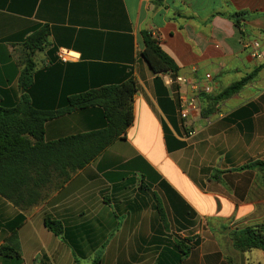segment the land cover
I'll return each instance as SVG.
<instances>
[{"label":"crops","instance_id":"obj_1","mask_svg":"<svg viewBox=\"0 0 264 264\" xmlns=\"http://www.w3.org/2000/svg\"><path fill=\"white\" fill-rule=\"evenodd\" d=\"M236 12L252 15L242 31ZM44 26L50 45L35 55L34 105L59 110L71 96L134 79V121L37 205L21 210L0 196V247L16 232L21 253L0 264H264L263 251L232 242L264 224V167L245 168L264 162V68L216 101L264 66L246 48L260 40L264 50V0H0L3 107L21 101L23 45ZM143 32L175 61L176 76H213L201 117L181 119L180 96L192 91L151 71ZM104 127L101 108L81 110L48 122L45 141ZM46 218L63 225L61 236Z\"/></svg>","mask_w":264,"mask_h":264},{"label":"trees","instance_id":"obj_2","mask_svg":"<svg viewBox=\"0 0 264 264\" xmlns=\"http://www.w3.org/2000/svg\"><path fill=\"white\" fill-rule=\"evenodd\" d=\"M242 31V21L252 18L248 12L230 16ZM50 28L44 26L33 32L24 43L26 56L22 63L20 88L24 95L12 108L2 106L0 96V196L21 210L40 203L44 191L51 185L66 183L73 174L84 169L118 139H123L134 121L133 97L137 92L134 79L119 85L101 87L74 95L59 110L37 108L30 95L36 77L35 55L49 47ZM145 49L142 57L151 71L159 76L178 75L180 70L150 32H143ZM264 68L229 87L216 101L239 93ZM99 107L103 110L106 127L89 133L45 141V125L57 118L77 111ZM264 167L256 162L245 168ZM46 228L55 236L63 234V225L45 219ZM234 248L246 253L264 252V224L248 227L232 235ZM0 257L21 258L17 235L14 232L6 245L0 247Z\"/></svg>","mask_w":264,"mask_h":264},{"label":"built area","instance_id":"obj_3","mask_svg":"<svg viewBox=\"0 0 264 264\" xmlns=\"http://www.w3.org/2000/svg\"><path fill=\"white\" fill-rule=\"evenodd\" d=\"M247 50L251 55L259 60L264 59V50L262 49V41L252 40L246 45ZM61 58L67 59L65 53H61ZM213 76L206 74L203 80L192 81L184 76H176L175 82L178 85L187 86L192 91L189 97L180 96L179 114L182 120H194L196 117H201L202 107L200 104V97L202 95H209L212 92L211 83Z\"/></svg>","mask_w":264,"mask_h":264},{"label":"rangeland","instance_id":"obj_4","mask_svg":"<svg viewBox=\"0 0 264 264\" xmlns=\"http://www.w3.org/2000/svg\"><path fill=\"white\" fill-rule=\"evenodd\" d=\"M258 261V259L256 257H254V262L256 263Z\"/></svg>","mask_w":264,"mask_h":264}]
</instances>
